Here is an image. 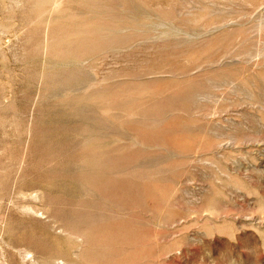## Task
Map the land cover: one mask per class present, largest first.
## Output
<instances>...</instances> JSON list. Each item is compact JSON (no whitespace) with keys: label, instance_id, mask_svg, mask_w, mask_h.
<instances>
[{"label":"rangeland","instance_id":"1","mask_svg":"<svg viewBox=\"0 0 264 264\" xmlns=\"http://www.w3.org/2000/svg\"><path fill=\"white\" fill-rule=\"evenodd\" d=\"M0 264H264V0H0Z\"/></svg>","mask_w":264,"mask_h":264}]
</instances>
